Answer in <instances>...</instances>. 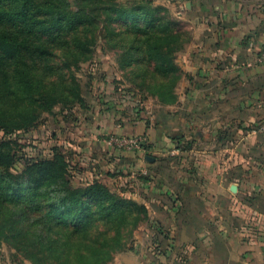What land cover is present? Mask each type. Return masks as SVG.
<instances>
[{
    "label": "crops",
    "instance_id": "obj_1",
    "mask_svg": "<svg viewBox=\"0 0 264 264\" xmlns=\"http://www.w3.org/2000/svg\"><path fill=\"white\" fill-rule=\"evenodd\" d=\"M183 1L193 40L177 60L185 74L177 101L157 104L151 122L124 105L98 109L99 122L69 130L70 162L84 184L110 188L117 174L131 175L132 198L148 208L162 194L173 199L149 219L163 228L153 235L160 248L118 264H264V134L254 133L264 125V62L248 47L264 45V0ZM117 133L145 136L152 151L125 160L103 140ZM159 165L175 183L153 182Z\"/></svg>",
    "mask_w": 264,
    "mask_h": 264
},
{
    "label": "rangeland",
    "instance_id": "obj_2",
    "mask_svg": "<svg viewBox=\"0 0 264 264\" xmlns=\"http://www.w3.org/2000/svg\"><path fill=\"white\" fill-rule=\"evenodd\" d=\"M118 1L127 8L138 5L135 1ZM149 6L154 9V13L151 11V14L159 20L153 24L155 29H161L166 33L165 41H160V48L162 51L169 49V56L174 58L177 68L176 73L161 76L155 71V63L149 60L159 55L158 46L156 42H135L125 32L131 23L108 21L101 23L99 27L90 28L84 32V37L93 41L89 47L91 52L87 56L80 54L85 51L84 48L77 50L80 52H77L79 56L68 52L69 50L60 51L59 56L40 64L36 91H48L55 102L51 103L50 110L46 112L43 108H38V114L36 113L38 120L28 131L10 128V131L4 134L1 130V125L13 127L21 119L14 118L18 116V112L32 108L29 100L16 102L12 96L4 95L2 108H0L2 110L0 113V143L4 141V151L15 155L16 171L22 172L25 164L31 160L50 158L53 152H60L70 163L73 186L75 188L86 187L88 184H84L85 179L81 180L76 176L78 170L75 171L70 162L71 154L68 143L73 144L74 139L68 135L69 130L90 127L95 120L100 121L98 116L93 117L98 109L107 111L111 107L116 108L120 105L131 107L134 112L139 111L138 113L143 115L146 121L151 122L150 117L160 111L156 107L157 104L175 100L180 84L185 78L177 60L181 52L193 40L192 22L188 18L189 15H186L187 7L183 0H150ZM176 32H180L179 40L177 39V43H170L168 37L175 35ZM158 61L162 66L161 59L158 58ZM43 80L47 81L46 84L39 86V82ZM60 91L64 95L60 96ZM173 93H176L175 96ZM74 95L78 97L73 99ZM22 113L24 117L25 113ZM3 117H5L4 120ZM106 138L107 136L103 140L105 141ZM146 140L148 142L147 138ZM211 148V145H194V150L198 152ZM118 151L123 152L125 160L128 159L126 157H134L133 155L137 154V152ZM149 151H152V147L146 152ZM163 166L159 165L153 169V182L162 183L165 186L175 183L173 177L169 175L171 173L169 167ZM117 175L119 176L111 182V187L108 188L121 198L124 197L128 201L146 206L132 198V194H136L137 185L131 175L126 173L121 176ZM190 194L193 193L190 192ZM161 196L158 206L156 203L155 207L146 206L149 219L155 215L162 216L164 212L162 205L167 206V202L173 200L170 199L168 193ZM114 220L119 227H126L121 230L122 235L120 234V242L125 245L123 244L122 251L104 255L106 258L104 261H101L102 255L88 250V247L93 246L92 239L84 235L80 228L78 234L56 229L53 234H51L52 231L48 232L49 237L41 235L37 238L1 231L0 264H118V259L123 254H128L129 257L147 256L153 247L156 250L160 248L155 245L153 235L163 232L161 225L150 224V220L141 223L129 219L125 223L122 222L121 215ZM67 222L70 231L79 228L77 221ZM101 227L98 228V232L102 230ZM4 235L11 238L6 240Z\"/></svg>",
    "mask_w": 264,
    "mask_h": 264
},
{
    "label": "trees",
    "instance_id": "obj_3",
    "mask_svg": "<svg viewBox=\"0 0 264 264\" xmlns=\"http://www.w3.org/2000/svg\"><path fill=\"white\" fill-rule=\"evenodd\" d=\"M128 1L138 5L127 8L118 0H0V108L4 95L12 96L16 102L29 100L33 108L21 110L24 117L18 112L14 118L21 119L13 127L1 125L4 134L10 128L28 131L38 120V108L46 112L55 102L48 91H36L40 64L59 56L60 51L69 50L79 56L77 50L84 48L80 54L87 56L93 41L86 39L84 32L101 23H131L125 32L135 42H156L159 55L148 59L155 63V71L161 76L176 73L169 49L160 48L166 33L153 25L159 20L151 14L154 9L149 6L150 0ZM179 35L176 32L168 37L170 43H177ZM46 82H39V86ZM61 95L64 93L60 91ZM77 97L74 95L73 99ZM176 101L177 96L164 104ZM3 145L4 141L0 143V232L37 238L49 237L48 232L53 234L56 229L78 234L81 228L92 239L93 246L88 250L102 255L104 261V255L123 250L120 234L126 227H119L116 217L121 215L125 223L129 219L141 223L149 220L146 206L119 197L100 182L75 188L70 163L60 152H53L50 158L31 160L18 172L14 167L15 155L4 151ZM143 148L147 151L151 146L145 144ZM190 148L187 146L185 150ZM67 221H77L79 228L70 231ZM4 238L11 237L4 235Z\"/></svg>",
    "mask_w": 264,
    "mask_h": 264
},
{
    "label": "built area",
    "instance_id": "obj_4",
    "mask_svg": "<svg viewBox=\"0 0 264 264\" xmlns=\"http://www.w3.org/2000/svg\"><path fill=\"white\" fill-rule=\"evenodd\" d=\"M248 47L255 55L257 62H264V45L258 48L254 40H250ZM254 133L264 134V125L259 126ZM106 146L111 149H118L121 151L129 152H142L145 151L143 145L148 144L146 137H128L123 134H110L105 140Z\"/></svg>",
    "mask_w": 264,
    "mask_h": 264
},
{
    "label": "water",
    "instance_id": "obj_5",
    "mask_svg": "<svg viewBox=\"0 0 264 264\" xmlns=\"http://www.w3.org/2000/svg\"><path fill=\"white\" fill-rule=\"evenodd\" d=\"M147 158H149V157H147ZM150 159H151V158H150ZM151 160L153 161V159H151ZM230 191H231L232 193H236V192H237V185H236V184L232 185L231 188H230Z\"/></svg>",
    "mask_w": 264,
    "mask_h": 264
}]
</instances>
